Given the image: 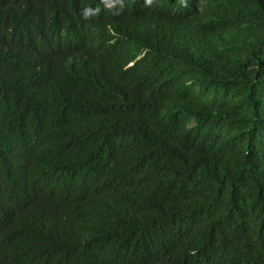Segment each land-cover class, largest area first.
Segmentation results:
<instances>
[{
	"label": "trees",
	"instance_id": "trees-1",
	"mask_svg": "<svg viewBox=\"0 0 264 264\" xmlns=\"http://www.w3.org/2000/svg\"><path fill=\"white\" fill-rule=\"evenodd\" d=\"M61 2L0 0V264H264V0Z\"/></svg>",
	"mask_w": 264,
	"mask_h": 264
},
{
	"label": "clouds",
	"instance_id": "clouds-1",
	"mask_svg": "<svg viewBox=\"0 0 264 264\" xmlns=\"http://www.w3.org/2000/svg\"><path fill=\"white\" fill-rule=\"evenodd\" d=\"M29 0H7L8 5L20 9V7L28 3ZM75 0H64L60 6L64 7L67 2ZM87 12L95 18H102L109 21L108 28L115 34L112 28V22L121 26H129L135 20L144 18L148 25L154 28L156 25H162L167 19H173L183 26V21L189 20L188 24L195 28L204 30L205 37L212 38L208 31H212L211 20H213L212 0H96L93 4L87 7ZM49 14L34 18H39L37 21H44ZM25 19L30 18L24 16ZM195 17L197 21H193ZM168 28H174L175 24L168 23ZM18 36V35H17ZM18 40V38L16 37ZM216 40V39H214ZM177 41V39H176ZM205 48L204 41H196L188 46L180 45L179 51L188 52L190 55L203 50ZM148 109H152L149 103L146 105Z\"/></svg>",
	"mask_w": 264,
	"mask_h": 264
}]
</instances>
